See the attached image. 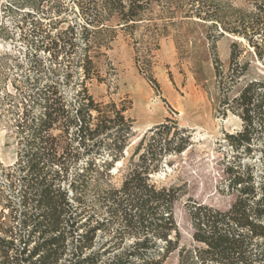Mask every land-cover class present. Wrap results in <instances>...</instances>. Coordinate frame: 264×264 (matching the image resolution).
<instances>
[{
	"label": "rangeland",
	"instance_id": "obj_1",
	"mask_svg": "<svg viewBox=\"0 0 264 264\" xmlns=\"http://www.w3.org/2000/svg\"><path fill=\"white\" fill-rule=\"evenodd\" d=\"M103 1L0 0V210L10 194L8 173L24 138L17 123L28 108L32 117L40 112L37 99L30 103L29 96L46 84L55 85L72 104L78 83L85 78L94 104L112 114L110 106L123 111L131 127L124 159L102 188L108 184L120 188L135 169L137 156L130 158L138 147L141 154L149 142L156 151L167 144L186 146L179 155L163 151L157 171L148 178L156 187H173L180 194L173 209L178 247L196 249L199 246L191 238L194 226L217 227L236 199L227 188L230 167L249 166L255 183L264 182V118L251 132L249 151L233 149L228 140L244 130V122L233 111V99L245 81L264 78V67L255 63L245 78L230 86V45L245 44L230 34L234 12L250 11L252 4L250 0H180L177 10L161 0L134 26L124 28L111 19L84 31L83 15L99 10ZM191 7L201 8V16L215 22L198 19ZM47 35L71 41L70 54L54 61L43 49L37 50L35 43ZM162 124L168 131L152 132ZM107 233L98 234L97 240L104 241ZM132 242L124 240L127 245ZM73 248L74 244L68 245L66 257ZM255 253L264 264V241L257 242ZM162 264H179L178 251Z\"/></svg>",
	"mask_w": 264,
	"mask_h": 264
},
{
	"label": "trees",
	"instance_id": "obj_2",
	"mask_svg": "<svg viewBox=\"0 0 264 264\" xmlns=\"http://www.w3.org/2000/svg\"><path fill=\"white\" fill-rule=\"evenodd\" d=\"M160 1L104 0L99 10L83 13L81 28L97 29L111 19L124 28L134 26ZM165 1L180 9V0ZM250 3V11L234 12L230 28L245 43L230 45V86L245 78L252 64L264 67V0ZM191 8L198 19L215 22L202 17L201 8ZM63 41L61 35H47L35 48L57 61L74 46ZM84 62L89 63L87 58ZM216 74L221 75L218 68ZM69 78L67 73L65 80ZM83 80L72 104L55 85L46 84L29 96L30 103L37 99L40 112L32 117L28 108L17 123L24 138L8 173L10 194L0 210V264H162L174 251L179 264H260L255 251L257 242L264 241V182L255 183L249 166L226 171L227 188L236 199L217 227L194 226L191 238L199 247L193 250L178 247L173 209L180 194L173 187L158 188L148 178L157 171L163 151L179 155L185 145L167 144L156 151L149 142L141 154L138 147L130 158L137 156L135 169L120 188H102L124 159L131 127L123 111L110 106L112 114L94 104ZM232 102L244 130L228 140L233 149L249 151L251 132L264 118V78L245 81ZM161 129L169 127L162 124L152 132ZM103 231L108 237L100 242ZM125 239L133 242L127 245ZM69 244L74 248L66 257Z\"/></svg>",
	"mask_w": 264,
	"mask_h": 264
}]
</instances>
